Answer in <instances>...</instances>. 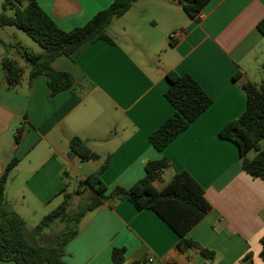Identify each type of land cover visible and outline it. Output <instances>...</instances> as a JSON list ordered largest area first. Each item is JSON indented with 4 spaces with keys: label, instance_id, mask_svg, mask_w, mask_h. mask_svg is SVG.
Here are the masks:
<instances>
[{
    "label": "crops",
    "instance_id": "1",
    "mask_svg": "<svg viewBox=\"0 0 264 264\" xmlns=\"http://www.w3.org/2000/svg\"><path fill=\"white\" fill-rule=\"evenodd\" d=\"M113 1L38 0L67 31L85 25ZM263 18L264 0H210L198 19L179 0H138L111 23L115 45L98 41L74 58H55L52 67L70 73L73 86L52 97L47 77L30 81V67L16 52L12 57L25 74L18 87H7L0 44V177L17 159L5 189L12 208L25 219L16 205L45 211L62 202L64 191H76L70 174L79 181L90 174L71 152V140L79 137L99 156L96 170L110 160L102 173L110 191L132 187L152 160L166 158L172 165L155 182L159 190L176 171L189 172L212 206L189 236L215 251L216 258L209 263L197 248L180 249L179 235L157 213L123 199L83 218L66 247L69 264H114V248H125L124 264L143 259L148 264H264V181L247 174L237 145L220 137L246 109L243 86L264 89V35L258 29ZM23 46L42 52L33 43ZM170 71L195 78L212 104L160 152L150 134L174 111L165 96ZM249 253L251 259L243 260Z\"/></svg>",
    "mask_w": 264,
    "mask_h": 264
},
{
    "label": "trees",
    "instance_id": "2",
    "mask_svg": "<svg viewBox=\"0 0 264 264\" xmlns=\"http://www.w3.org/2000/svg\"><path fill=\"white\" fill-rule=\"evenodd\" d=\"M138 0H114L104 10L98 12L85 25L72 30L61 29L41 8L38 0H4L0 13V28L13 26L25 31L43 49L35 53L21 43L7 44L0 38L4 47L2 68L8 88L18 87L24 77L25 67L9 55L15 49L26 65L30 67L29 79L38 75L47 77L50 97L73 86L70 73L57 71L52 67L55 58L66 55L74 58L90 44L104 41L115 45L109 33L111 23L125 15ZM187 14L198 19L210 0H179ZM12 11L13 14H9ZM264 35V18L258 23ZM170 87L166 98L173 106V113L150 134L151 144L162 152L173 140L183 133L212 104V98L189 74L181 75L175 71L167 74ZM246 94V109L241 117L230 121L220 132V137L234 142L239 149L243 170L254 178L264 181V89L254 83L243 86ZM20 133L17 134L18 141ZM72 154L83 161L97 160L87 143L74 137L71 142ZM18 160H12L0 177V263L14 261L17 264H69L65 260L66 247L79 234L80 223L91 211L105 204H113L127 199L138 210H152L157 213L180 237L182 250L197 248L209 263L216 258L213 250L203 248L189 234L194 226L203 220L212 206L205 196L203 186L187 171H176L168 185L159 190L155 182L160 175L171 168L168 159L149 161L145 176L132 187L116 186L111 191L102 179V173L109 166L106 161L78 184L75 193L64 191L63 200L57 208L46 215L35 227H28L26 220L18 214L5 197L6 184ZM90 190V199L71 213L74 195ZM55 221L65 223L50 243L42 244L40 237ZM260 257L264 260V235L260 240ZM125 248H114V264L125 263ZM247 254L243 260H250ZM132 264H148L147 259Z\"/></svg>",
    "mask_w": 264,
    "mask_h": 264
},
{
    "label": "rangeland",
    "instance_id": "3",
    "mask_svg": "<svg viewBox=\"0 0 264 264\" xmlns=\"http://www.w3.org/2000/svg\"><path fill=\"white\" fill-rule=\"evenodd\" d=\"M3 2H4V0H0V13L3 10L2 9ZM9 14L12 15L13 12L10 11ZM4 29H7V30H2L0 33L3 36L2 39L5 40L6 42H12V43L23 42V43H21L22 45L27 44V43H33L34 48L36 50H39V51L43 50L41 48V46L37 42L32 40V38L30 36H28V34L25 31L18 29L16 27H13V26H7V27H4ZM7 32L11 33V36L8 38H5ZM4 35H5V37H4ZM2 48L4 49L3 46H2ZM15 52H16L15 49L10 50L9 51L10 56L15 57ZM20 63L22 65H26L25 61L21 60V59H20ZM81 163H84L86 165L85 170H87L90 173L95 171L98 164H99V162L96 160H90L88 162L85 161V162H81ZM68 180H69V182H72V185L70 188L71 189L75 188V190H76V188H78V184L80 182L78 177H75L74 174L71 173ZM73 193H75V192H73ZM90 196H91V191L88 189L84 190L83 194H81V195L75 194L73 197L72 203H71V207H70L71 213H74L75 211H77L81 204L87 202L90 199ZM58 204L59 203H55L54 205L50 206L45 211H43L41 209H36V211H32L30 209L22 207L21 205H16L17 206L16 208L19 212L24 214L25 219H26L27 224H28V227L32 228V227H35L36 225H38L41 222V220L46 215H48L52 210L57 208ZM64 225H65V223L62 221H55L51 227H49L48 229L45 230L44 234L40 237V242L42 244L50 243L53 240V238L56 236V234L64 227Z\"/></svg>",
    "mask_w": 264,
    "mask_h": 264
},
{
    "label": "built area",
    "instance_id": "4",
    "mask_svg": "<svg viewBox=\"0 0 264 264\" xmlns=\"http://www.w3.org/2000/svg\"><path fill=\"white\" fill-rule=\"evenodd\" d=\"M175 36H176V34H172V35H171V38H174Z\"/></svg>",
    "mask_w": 264,
    "mask_h": 264
}]
</instances>
